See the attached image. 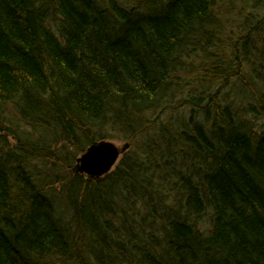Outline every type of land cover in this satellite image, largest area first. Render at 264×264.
<instances>
[{
    "label": "trees",
    "instance_id": "obj_1",
    "mask_svg": "<svg viewBox=\"0 0 264 264\" xmlns=\"http://www.w3.org/2000/svg\"><path fill=\"white\" fill-rule=\"evenodd\" d=\"M262 25L264 0H0V264H264Z\"/></svg>",
    "mask_w": 264,
    "mask_h": 264
},
{
    "label": "water",
    "instance_id": "obj_2",
    "mask_svg": "<svg viewBox=\"0 0 264 264\" xmlns=\"http://www.w3.org/2000/svg\"><path fill=\"white\" fill-rule=\"evenodd\" d=\"M129 147L128 143L118 147L108 140L93 142L76 158L75 171L89 179L103 177L113 170Z\"/></svg>",
    "mask_w": 264,
    "mask_h": 264
},
{
    "label": "rangeland",
    "instance_id": "obj_3",
    "mask_svg": "<svg viewBox=\"0 0 264 264\" xmlns=\"http://www.w3.org/2000/svg\"><path fill=\"white\" fill-rule=\"evenodd\" d=\"M251 10H252L251 8H246V11L243 13V15H245L247 12H250ZM221 11L224 14V12H225L224 8H222ZM258 18H256V19H258ZM241 21H242V18L237 17L236 11L231 12V15H230V13H228L225 17H223V20L221 22V26H220L219 30L222 32L223 36H225V37L230 36L232 38V40H234L235 38H237L239 36L238 32H239V30H241V24H239V23ZM262 26H264V25H262ZM222 43L225 44V43H228V41H225L224 38H222ZM196 60L198 62H200L197 58H196ZM195 64H197L196 61H195ZM227 93H228L229 103L233 102L234 105H237L239 108L244 104V103L240 102L239 98L234 94L233 91H228ZM259 123L263 124V126H264V119H263V121L260 120ZM263 130H264V127H263ZM108 141H111L112 143H114L118 147L123 145V142L117 141L114 139H108Z\"/></svg>",
    "mask_w": 264,
    "mask_h": 264
}]
</instances>
